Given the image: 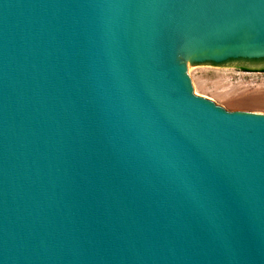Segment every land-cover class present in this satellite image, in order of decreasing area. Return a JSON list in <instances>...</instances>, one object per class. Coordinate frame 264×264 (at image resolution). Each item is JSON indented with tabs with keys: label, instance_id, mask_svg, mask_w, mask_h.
I'll use <instances>...</instances> for the list:
<instances>
[{
	"label": "water",
	"instance_id": "obj_1",
	"mask_svg": "<svg viewBox=\"0 0 264 264\" xmlns=\"http://www.w3.org/2000/svg\"><path fill=\"white\" fill-rule=\"evenodd\" d=\"M263 61L264 0H0V264H264V115L186 73Z\"/></svg>",
	"mask_w": 264,
	"mask_h": 264
},
{
	"label": "rangeland",
	"instance_id": "obj_2",
	"mask_svg": "<svg viewBox=\"0 0 264 264\" xmlns=\"http://www.w3.org/2000/svg\"><path fill=\"white\" fill-rule=\"evenodd\" d=\"M195 96L226 112L264 115V73L234 68L193 67L186 71Z\"/></svg>",
	"mask_w": 264,
	"mask_h": 264
},
{
	"label": "trees",
	"instance_id": "obj_3",
	"mask_svg": "<svg viewBox=\"0 0 264 264\" xmlns=\"http://www.w3.org/2000/svg\"><path fill=\"white\" fill-rule=\"evenodd\" d=\"M243 72H249L248 70H246L245 68H241Z\"/></svg>",
	"mask_w": 264,
	"mask_h": 264
},
{
	"label": "flooded vegetation",
	"instance_id": "obj_4",
	"mask_svg": "<svg viewBox=\"0 0 264 264\" xmlns=\"http://www.w3.org/2000/svg\"><path fill=\"white\" fill-rule=\"evenodd\" d=\"M264 62V61H263Z\"/></svg>",
	"mask_w": 264,
	"mask_h": 264
}]
</instances>
